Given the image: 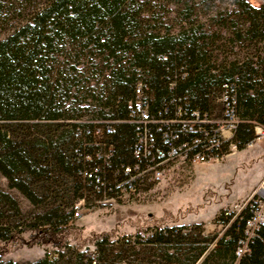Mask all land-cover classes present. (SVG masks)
<instances>
[{"label":"trees","instance_id":"trees-1","mask_svg":"<svg viewBox=\"0 0 264 264\" xmlns=\"http://www.w3.org/2000/svg\"><path fill=\"white\" fill-rule=\"evenodd\" d=\"M155 6L153 0H42L0 39V173L9 188L45 207L29 217L0 189V264L21 246L46 244L67 248L73 260L63 261L60 251L59 259L46 255L35 264H196L216 241L217 235H205L199 225L196 238L193 231L183 233L189 227L160 224L148 228L151 237L142 241L115 232L97 235L94 256L70 244L84 186L99 196L119 192L124 168L136 162L138 125L131 121L130 104L139 83L152 115L172 118L181 108L185 115L199 110L212 120L223 117L220 98L225 85H233L240 119L235 133L241 127L243 142L250 143L253 128L264 127V0L259 7L238 0L246 24L236 40L244 48L256 41L255 53L231 61H220L217 38L187 18L177 33L165 29ZM98 66L108 76L92 86ZM216 91L221 116L213 115ZM98 150L109 151L108 163L96 157ZM96 168L100 190L83 177ZM250 215L249 206L233 216L223 212L219 221L228 230L203 264L214 255L217 264H264V227L249 252L236 255Z\"/></svg>","mask_w":264,"mask_h":264},{"label":"rangeland","instance_id":"rangeland-1","mask_svg":"<svg viewBox=\"0 0 264 264\" xmlns=\"http://www.w3.org/2000/svg\"><path fill=\"white\" fill-rule=\"evenodd\" d=\"M153 1L156 5V17L164 21L165 29L177 33L184 23L182 20L187 18L196 26H203L204 31L211 34V38H217L219 49L215 51V55H219L220 61H224L225 57L231 61L255 53L253 44L256 41L249 44V48H244L242 41L236 40V32L245 31L243 27L246 24L245 16L238 10V0ZM41 2L42 0H0V39L29 18ZM249 2L255 7L261 4V0ZM190 12L193 14L189 18ZM245 37L248 38L249 35ZM247 43L249 40L245 41ZM262 45L263 43L259 46ZM101 71V66L94 67L93 75L96 78L92 86H101L105 82L104 77L108 73L101 76ZM260 79H263L262 76ZM219 96V91H216L214 116H221L223 112ZM82 106H87V103ZM89 118L90 116H85L83 119ZM257 127L261 128V134H258ZM253 131L255 138L250 143H244V130L239 127L231 142L226 143L228 153L223 158L194 164L174 163L162 179L146 180L135 191L122 189L99 196L84 186L81 191L84 198L77 201H83L80 215L71 220L76 228L72 230L70 244L80 247L86 255L94 256V238L102 233L115 232L128 237L131 242L142 241L151 237V232H145L148 228L163 224L189 227L183 233L193 231L197 238L199 231L195 230V226L199 225L205 235H217L216 241L208 246L207 256L216 247L217 240L228 230V223L219 221L223 212L227 211L233 216L242 211L264 181V127L257 125ZM0 189L17 199L25 215L31 217L45 212L43 205L34 206L17 189L9 188L1 173ZM60 251L65 254L63 261L73 260L67 248L59 249L46 244L21 246L3 255L2 261L4 264H35L46 255L49 260L55 261L61 257ZM173 251L175 252L174 249L171 250ZM205 257L196 264H203ZM183 258L182 256L181 259ZM215 258L216 255L211 257L209 264H217V261L212 260ZM66 262L58 264H71Z\"/></svg>","mask_w":264,"mask_h":264},{"label":"built area","instance_id":"built-area-1","mask_svg":"<svg viewBox=\"0 0 264 264\" xmlns=\"http://www.w3.org/2000/svg\"><path fill=\"white\" fill-rule=\"evenodd\" d=\"M144 88L145 85L139 83L135 101L130 104L131 121L138 125V139L134 148L136 162L124 168L125 179L116 188L135 191L146 180L162 179L174 163L205 162L223 158L228 153L225 145L231 142L240 123L233 85H225L220 98L224 105L223 117L217 120H212L199 110H192L185 115L181 108L172 118H158L149 111ZM96 157L108 163L110 153L98 150ZM87 159L93 160L91 156H87ZM97 171L98 168L85 171L84 181L96 186L102 183ZM97 188L100 190L99 186ZM82 204L81 201L75 207L76 217L80 215ZM245 206L250 207L251 215L245 223L244 236L239 240L236 251L238 259L249 252L250 242L264 227V181Z\"/></svg>","mask_w":264,"mask_h":264},{"label":"bare ground","instance_id":"bare-ground-1","mask_svg":"<svg viewBox=\"0 0 264 264\" xmlns=\"http://www.w3.org/2000/svg\"><path fill=\"white\" fill-rule=\"evenodd\" d=\"M257 129H258L257 130L258 134H261L262 133V130L260 128H257Z\"/></svg>","mask_w":264,"mask_h":264}]
</instances>
